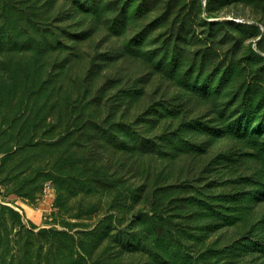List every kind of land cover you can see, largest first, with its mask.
<instances>
[{
    "label": "rangeland",
    "instance_id": "obj_1",
    "mask_svg": "<svg viewBox=\"0 0 264 264\" xmlns=\"http://www.w3.org/2000/svg\"><path fill=\"white\" fill-rule=\"evenodd\" d=\"M44 1L37 22L22 4L27 12L11 21L14 51L0 52V264H196L210 247L256 240L258 230L249 231L264 202L234 224L213 215L210 228L203 200L224 192L208 188L210 181L254 168L248 156L260 148L227 135L204 153L175 150L161 135L185 118L217 125L233 118L245 81L254 80L260 100L264 0H147L139 12V0H89L91 37L52 53ZM66 1L57 0L58 12L69 9ZM233 61L235 83L202 94ZM163 101L174 102L179 118L152 122L148 109ZM143 137L165 144L163 152ZM228 149L240 156L237 164L211 170ZM211 202L228 213L230 204ZM245 245L212 261L264 264V254Z\"/></svg>",
    "mask_w": 264,
    "mask_h": 264
},
{
    "label": "trees",
    "instance_id": "obj_2",
    "mask_svg": "<svg viewBox=\"0 0 264 264\" xmlns=\"http://www.w3.org/2000/svg\"><path fill=\"white\" fill-rule=\"evenodd\" d=\"M3 6L0 8V52L1 53H10L14 51V27L11 25L12 19L14 20L17 17L25 14L29 7L22 6L25 2L31 7V15L35 18L34 22H37L38 15L34 11L39 10L38 3L39 0H4ZM1 3L3 0L0 1ZM69 9L64 11L63 5H60V10H57V0H45L43 3V7L45 11L42 16H46L47 21V29H45L49 34L48 42H49V51L52 52H61L67 49H71V47H67L66 41L80 42L87 40L94 32L93 22L95 19L91 14V7H88V2L83 0H68ZM147 0H139L137 3L136 11L139 12L145 6ZM65 4V3H64ZM92 5H97L98 2L93 0ZM81 8V10L79 9ZM71 17H76V21L79 25L78 28L73 29L74 23L70 24ZM84 17H88L90 19V23L85 25V23L81 24L80 22ZM77 23H75L77 25ZM75 25V26H76ZM176 49V48H175ZM175 49H173V59L176 58ZM240 66L237 61H233L229 63V66L222 73L217 74V81L213 84L212 81H209L208 84L202 86L201 93L209 96L213 94H217V92L221 91L224 87V84L228 82L235 83V79L231 78V74L235 72V70L239 69ZM245 68V67H244ZM242 74L241 71L239 75ZM254 80L245 81L241 83L239 86V90H241L242 95L240 97V101L237 104L238 114L233 118L229 117L225 120L224 123L217 125L212 120L204 119V117L197 118L193 117L191 119H183L177 128L172 131H164L161 135V140L164 143H168L170 148L173 149H185V150H198L202 153L208 150V147L212 142L218 140L224 136L231 135L232 137H246L249 142H252L256 146L260 148L258 152L250 153L248 158L255 165L254 168H251L247 173H239L237 171H233L231 177L227 179H222V181H210L208 188H217L218 186H225L224 192L221 191L216 195L214 191H211L212 196L208 197L210 202L200 199L206 202V208L209 212L208 215H211L212 221L210 222L211 226L215 225L213 215H223V220L225 225L234 224L237 220H240L242 215H245V210L252 203L264 202V119L256 122V115L262 112V118H264V90L261 87L260 92V100L255 99V95L257 94L254 90ZM258 91V90H257ZM236 94V91H234ZM237 100V97H233ZM235 100V101H236ZM150 112L152 122H160L162 119L166 120L168 118H179L180 112L174 106V102L163 101V102H155V104L151 105L148 109ZM193 135V136H192ZM147 141V144L150 146H154L155 150L162 153L165 147V144L160 145L156 143L152 138H144ZM240 160V156L236 152H232L231 150H225L219 155H217L214 160H211L209 163V168H211L213 164H227L232 165L237 164ZM228 165V166H229ZM225 178V175H224ZM225 182V183H222ZM225 184V185H223ZM250 185L248 187V185ZM228 186V189H226ZM209 196V195H207ZM213 200L224 201L226 204H230L225 209L228 213L222 211V207L215 205V202H211ZM9 208V207H7ZM14 218V215H10ZM217 220V219H216ZM22 229L26 230L28 233L34 234V232L28 228H26L21 222L19 223ZM217 229L219 227H216ZM258 230L259 234L257 235V239H251L244 237L243 240H234L232 241L225 250L228 252L235 253L236 250H239L242 246L245 245L250 247L249 244L253 246V250L255 252H262L264 254V241L263 237L259 236L264 234V214L257 219L250 229V233L252 231ZM31 231V232H30ZM53 230L48 229H40L38 231V235L44 233H50ZM58 234L68 235L66 231H54ZM91 234V233H89ZM207 236L204 235V237ZM243 241H246L243 243ZM255 247V248H254ZM217 250V252L215 251ZM225 250L219 251L218 249H214L210 247L206 249L200 256L196 257V264H219L220 259L212 261L214 256H218L220 253L225 252Z\"/></svg>",
    "mask_w": 264,
    "mask_h": 264
},
{
    "label": "built area",
    "instance_id": "obj_3",
    "mask_svg": "<svg viewBox=\"0 0 264 264\" xmlns=\"http://www.w3.org/2000/svg\"><path fill=\"white\" fill-rule=\"evenodd\" d=\"M46 187H47L46 189H48V188H50V185H47Z\"/></svg>",
    "mask_w": 264,
    "mask_h": 264
}]
</instances>
